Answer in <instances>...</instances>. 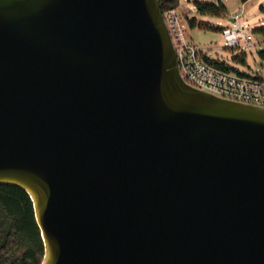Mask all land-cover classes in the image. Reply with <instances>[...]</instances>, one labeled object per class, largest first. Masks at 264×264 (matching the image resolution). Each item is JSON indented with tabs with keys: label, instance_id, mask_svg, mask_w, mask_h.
<instances>
[{
	"label": "water",
	"instance_id": "obj_1",
	"mask_svg": "<svg viewBox=\"0 0 264 264\" xmlns=\"http://www.w3.org/2000/svg\"><path fill=\"white\" fill-rule=\"evenodd\" d=\"M0 185L41 264H264V107L184 82L160 0H0Z\"/></svg>",
	"mask_w": 264,
	"mask_h": 264
},
{
	"label": "built area",
	"instance_id": "obj_2",
	"mask_svg": "<svg viewBox=\"0 0 264 264\" xmlns=\"http://www.w3.org/2000/svg\"><path fill=\"white\" fill-rule=\"evenodd\" d=\"M163 17L185 83L264 107V76H248L235 69L227 71L218 67L213 62L215 59L189 41L186 24L178 8L167 10ZM232 21V25L222 28L225 46L238 49L246 43L252 45L251 34L247 24L242 22L241 15L236 14Z\"/></svg>",
	"mask_w": 264,
	"mask_h": 264
},
{
	"label": "trees",
	"instance_id": "obj_3",
	"mask_svg": "<svg viewBox=\"0 0 264 264\" xmlns=\"http://www.w3.org/2000/svg\"><path fill=\"white\" fill-rule=\"evenodd\" d=\"M179 4L180 0H160L163 13L178 8ZM194 6L202 16H222L226 13V8L221 2L195 0ZM186 19L191 28L200 26L219 29L203 21L198 23L195 17ZM257 32L264 34V28L258 29ZM260 56L264 59V51L260 52ZM239 58L245 62L244 56ZM213 62L227 71H234V68L225 62ZM0 232V264H41L44 242L35 219L32 200L25 190L16 186L0 185Z\"/></svg>",
	"mask_w": 264,
	"mask_h": 264
},
{
	"label": "rangeland",
	"instance_id": "obj_4",
	"mask_svg": "<svg viewBox=\"0 0 264 264\" xmlns=\"http://www.w3.org/2000/svg\"><path fill=\"white\" fill-rule=\"evenodd\" d=\"M194 1L180 0L178 6L186 24L189 41L199 50L206 51L212 59L228 63L235 71L248 76H264V59L260 56V52L264 51V34L257 32L264 28V0H206L221 2L226 8V13L222 16L199 15ZM236 14H240L242 22L247 24L252 45L246 43L238 49H230L225 46L222 28L232 25ZM187 17H195L198 23L203 21L219 29L200 26L191 28ZM239 56H244L245 62L240 61Z\"/></svg>",
	"mask_w": 264,
	"mask_h": 264
}]
</instances>
